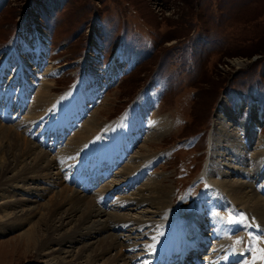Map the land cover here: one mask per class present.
<instances>
[{
    "label": "rangeland",
    "instance_id": "374dc122",
    "mask_svg": "<svg viewBox=\"0 0 264 264\" xmlns=\"http://www.w3.org/2000/svg\"><path fill=\"white\" fill-rule=\"evenodd\" d=\"M23 25L26 26L25 37L28 40H33L37 31L47 39L44 58L37 61L39 67L35 64L38 77L49 66L55 71L48 78L54 84V95L67 105H85L87 111L83 115V123L96 117L101 124V133L110 135L109 139L114 138L115 130L119 135L131 138L132 134L126 133L128 127L133 123H143V129L138 134V140L136 139L139 142H135L134 152L130 157L138 158V149L144 154L141 146L146 141L145 136L151 135L148 131L151 130L154 136L152 139L157 141L154 151L149 154L152 162L148 163V167L147 164L143 165L148 169V174L141 176L138 183L130 184L131 178L125 175L120 180L126 181L127 187L122 186L125 184L118 182L119 179L116 178L121 169L115 163L114 167L118 169L115 168L113 174L100 182L98 180L92 189L96 191L112 182L109 186L113 193H117L104 199L105 204L102 198L99 199L98 193L91 195L95 198L92 199L95 208L114 210L115 213L138 218L149 210L146 203L134 201L120 207L117 202L132 198L144 183L161 179L169 186L166 205L163 206L166 219L179 217L181 222L194 223L201 236H204L202 238L210 240L201 260L209 257L211 252L214 253L215 247L222 242L227 253L219 254L217 259L222 258L221 264H252L253 256L264 250V243H257L256 250L253 251L254 236L242 228L256 227L260 230L259 237L264 238L262 223L240 206H236V211L232 209L235 205L229 208L225 200L224 204L228 208L220 206L218 209L219 201L217 209L212 208L211 212L206 213L209 215H203V218L199 215V209L202 203L211 199L217 201L218 194H224L207 169H215L212 165V160H216L214 151L218 147L215 146V126L226 127L223 121L228 122L229 118L224 116L225 113L236 115L239 110L236 120L242 125L250 118L254 109L253 120L260 137L264 138V0H0V58L5 49L11 48ZM89 56H95L96 60L88 63ZM115 61L118 63V76L112 84L104 85L108 68ZM236 61L240 63L239 66L235 64ZM9 73L7 71L5 77L10 76ZM85 75L93 83L87 85L85 82L81 93H78L76 86ZM36 84L37 82L30 87L32 102L37 90ZM93 84L97 88L98 98L90 103L85 100V95L86 89H90ZM74 88L76 96L72 100L70 95ZM29 102L24 105V112L29 110ZM222 102H226L224 111L220 109ZM239 106L241 107L236 110ZM9 109L12 111L13 107ZM96 110L97 115L93 114ZM24 112L20 113V121ZM53 115V128L62 131L76 127L78 120L82 118H77L73 126L69 117L64 125L60 122L63 116ZM10 117L2 119L9 121ZM156 118H164L170 122L167 130L162 132L166 134L159 139L154 126L150 128L147 124ZM3 120L0 119L1 124H14V121L4 123ZM81 122L80 126L83 124ZM46 126V130L51 128ZM24 128L28 130L29 126ZM53 132H46V137L54 141L56 138L52 137ZM29 133L34 135L37 132L34 130ZM243 135L244 132H241V136ZM28 137L30 138L29 135ZM71 137L72 134H65L60 145L55 148H45L42 142L36 144L38 149L52 157ZM149 142L147 145L151 146L152 143ZM93 153H98L100 159H109L108 156H101L98 151L85 150L80 153L79 149L78 159H66V162L56 165L58 169L54 167V171L59 172V180L75 189L79 183L73 180L75 184L69 186L68 175L76 173L75 169L81 170L79 168L90 157L94 160ZM83 156L84 164L77 165ZM66 165L70 168H66ZM222 165H225L224 161ZM134 166H139L136 171L141 174L143 166ZM219 168L223 169L222 175L230 180H244L242 176H232L234 171L229 173L225 167ZM87 173L89 174L88 171ZM40 185L42 188L48 186L52 190L59 189L44 181ZM30 186L33 188L34 185ZM50 195L52 194H47L45 198ZM36 196H40V193L35 190H31V196H23L27 200L26 206L41 199ZM111 199L112 207L108 201ZM149 214L147 218L154 215L151 212ZM152 219L159 222L162 221V216H153ZM238 219H241L240 229H233L232 226L229 232L222 234L221 240L214 237V226L211 225H216L217 220L219 224L222 221L221 224L230 226ZM200 221L205 222L204 227ZM167 222L157 223L162 225L163 235H157V239L161 241L156 239L154 242L162 244L163 237L166 239L164 235L168 230ZM136 227L130 225L127 228L135 231ZM20 231L13 228L0 234V264H43L34 250L25 252L22 246H15L20 243L17 238ZM141 233L152 234L151 227L142 229ZM237 240L243 243L237 244ZM148 241L139 242L137 249L127 254L126 258L132 262L139 255L141 263L148 264L153 258L149 255L156 253V248L160 245L154 243L156 246L151 247ZM256 264H264V261L257 260Z\"/></svg>",
    "mask_w": 264,
    "mask_h": 264
},
{
    "label": "bare ground",
    "instance_id": "6f19581e",
    "mask_svg": "<svg viewBox=\"0 0 264 264\" xmlns=\"http://www.w3.org/2000/svg\"><path fill=\"white\" fill-rule=\"evenodd\" d=\"M24 26H22L14 38L11 48L5 49L0 58V119L3 120V117L7 118L11 116L9 121L3 120L4 123L14 121V124H11V126L0 123V234L13 228L21 230L17 236L20 243L18 245L15 244V246H22L25 252L31 249L34 250L42 259L43 264H95L97 262H101V264H142L139 255L132 262L126 256L136 250L139 242L143 240H149L148 242L151 247L156 246L154 243L160 244L156 248V253L149 255V257L157 255L158 258H152L148 264H157L160 260L167 261L172 258V255H178V258L181 259L190 250H198L200 254L205 249L209 239L201 238L204 236L200 235L198 226L194 223L181 222L182 219L179 217L166 219L167 214H165L166 211L163 209V206L166 205L169 186L164 184L161 179L155 178L157 179L155 182L144 183L140 189H135L136 191L132 198L117 202L120 207L134 201H137L139 204L146 203L149 210L144 211V214L138 218L127 214L121 215L115 213L116 211L114 210L109 211L108 209L100 210V208H95V203L92 200L95 198L93 196L91 197V195L98 193L99 199L102 198L105 204L104 199L117 193L116 187H114L116 192L113 193V189L109 186L112 182L105 184V186L95 191V189L86 185V181L84 182V180L82 185L76 184L75 189L68 187L59 180V172H55L54 167L60 163H64L66 159H78L77 152L80 149V153L85 150L87 152L98 151L101 156H108L109 159L107 161V158L100 159L98 153H93L94 160L90 157L86 161L89 162L88 165L90 168H97L96 171H99L101 165L109 168L106 172L102 170L104 176L102 175L101 178H104L106 174H113L114 169L118 166L121 172H119L120 174L116 178L119 179L118 182L125 184L122 186L127 185L126 181L120 180L125 175L131 178L129 181L130 184L138 183L141 176L144 177L148 174V169L146 170L143 165L147 164L146 166L148 167V163L152 162L150 161L152 157L149 154H152L154 151L153 147L157 141H154L155 138L152 139L154 136L151 130L148 131L147 129L151 135L145 136L146 141H144L143 145L141 144L144 154H141L138 149L137 154L139 157H130L133 154L132 152H134L133 148L135 147L138 134L143 129V123L134 124V121L132 122L133 124L126 131L127 134H132L131 138L119 135L116 133V127H114L115 134L113 133L114 138L111 137L112 139H109L108 136L110 135H105V132L101 133V124L97 122L96 117H91L83 123V115L87 111L85 105H67L59 97L54 95V84L48 78L54 75L53 73L55 71L50 66H47L48 68L44 69V73H41L42 75L40 74L42 77L40 75L38 77L35 64L39 67L37 61L44 58L47 39L37 31L34 39L28 40V37H25L26 26ZM89 57L87 60L88 63L96 60L95 56ZM235 64L240 65L238 61ZM7 71L10 72V76L5 77ZM108 71L104 85L112 84V81L118 76V63L116 61L113 62L108 68ZM29 77L31 78L29 79ZM35 82H37L35 85L37 90L35 89L36 94L34 93L35 97L32 102V90L30 87ZM85 82L87 85L93 83L85 75L76 86L78 93H81V88ZM96 90L95 84L90 89H86L87 95H85V100H89L88 102L90 103L95 102L98 98ZM72 93L70 98L73 100L76 96L75 88L72 90ZM59 99L60 101H58ZM28 102L31 106H29L28 111L24 112V105H28ZM63 103L65 105H62ZM225 104L226 102H222L220 108L223 111L226 109ZM11 107H13L12 111L9 109ZM240 107H237L236 110ZM21 112H24L25 115L20 121L21 118L19 117ZM239 112L238 110L236 115L233 113L229 115L226 112L224 116L229 118L228 122L223 121L226 127L219 128L215 126V133H217L215 146H218V150L216 148L214 151L216 160H212V165L215 166V169H207V172H210L209 174L215 177L214 180L222 188L221 192L224 191V194H218L219 199L217 201L211 199L207 203H202L199 209V215L202 218L203 215H209L206 213L211 212L214 207L217 209L218 202L221 201L218 209H220V206L232 208L235 205L232 209L236 211V206H240L242 209L244 208L248 212L250 211L264 226V138L260 137L253 120L252 115L254 109L250 118L245 120L242 125L236 120ZM53 113L57 116L61 115L64 117L60 120L64 125L67 123V117L70 118L73 126L77 118H82L78 120L76 127H72L66 131H62L59 128L56 130L53 128L55 125L53 121L55 116ZM96 113H98L97 110L93 114ZM143 114L141 113V115ZM129 116L132 117L130 114ZM145 119L147 118L145 117ZM80 122L83 123L81 126ZM169 123L164 118H156L147 124H149L150 128L152 125L154 126L159 139V137L166 134L162 132L167 130ZM233 124L238 125L239 128ZM45 125L51 126V128L46 130ZM26 126H29L28 130L24 128ZM34 130L37 133L31 135L29 132ZM51 130L54 131L52 137L56 138L54 141L46 137V132L49 133ZM241 132H244L243 136H241ZM65 134H72V137L63 146L64 148L62 147L60 151L58 150V154L56 153V155L50 157L45 151L38 149L37 142L44 143L43 146L45 148L49 146L58 147ZM148 142L152 143L151 146L147 145ZM247 154L249 155L247 156ZM226 156L228 158L225 159ZM81 159L85 160V156L81 157ZM223 161L225 165H222ZM80 163L81 161H78L76 164L80 165ZM114 163L116 167H114ZM82 164H84L83 161ZM108 164H112L113 166H108ZM134 164H140V168L142 166L144 167H142L143 169L141 168V174L136 171L139 166H134ZM220 166L228 169L230 171L229 173L234 171L232 176H242L244 180L238 181L226 178V176L222 175L223 169H220ZM65 167L70 168L69 165ZM78 171L81 172V170ZM71 175L73 173L68 175L69 186L75 184L72 182ZM43 181L51 183L59 187V189L52 190L48 186L42 188L40 184ZM75 181L78 182L77 180ZM30 184L34 185L33 188H31ZM119 187H117V190ZM31 190H35L37 193L39 192L40 196L36 197H40L41 199L37 202L32 201L33 203L30 202L32 204L26 206V197L31 196ZM90 192L92 193L90 194ZM50 193L52 195L45 198ZM224 200L228 207L224 204ZM108 201L111 206L112 199ZM97 203L100 206L98 201ZM221 209L226 210L224 208ZM149 212L153 213V216H162V221L156 222L152 219L153 216L147 218ZM167 221L169 225L164 235L166 239L163 237V243L161 244L159 242L161 240L157 239V235L158 237L163 235L161 232V224ZM217 221L215 222L216 225L212 224L211 226H214V237H218L219 239L222 234L229 232L232 226L233 229L237 227L240 229L241 223L239 221L241 219L236 220L230 226H225V223V225L221 224L222 221L219 224ZM160 222L161 224H157ZM204 223L200 221L203 227L205 226ZM130 225H136V230L132 231L130 229L131 227L128 229L127 227ZM148 227H151L152 234L141 233L142 229ZM242 229L249 231L254 238L259 237L260 230L256 227L249 226L247 228L245 226ZM156 239L159 241L154 242ZM226 249L225 245L219 242V245L214 249L215 252H211V255L207 257L208 259L206 261H202V264H221L223 262L222 258H217L220 253L222 255L227 253L225 252ZM233 262L234 260H232ZM177 263L183 264V261H178ZM187 263L190 264V261L188 260Z\"/></svg>",
    "mask_w": 264,
    "mask_h": 264
},
{
    "label": "snow or ice",
    "instance_id": "6c2138e0",
    "mask_svg": "<svg viewBox=\"0 0 264 264\" xmlns=\"http://www.w3.org/2000/svg\"><path fill=\"white\" fill-rule=\"evenodd\" d=\"M252 239H253V243H254L253 251L256 250L255 249V245L257 243H264V238L255 237V238H252ZM236 243L237 244H240V243H243V241L237 240ZM257 260L264 261V250H260V252H259L258 255L253 256V262H252V264H256V261Z\"/></svg>",
    "mask_w": 264,
    "mask_h": 264
}]
</instances>
